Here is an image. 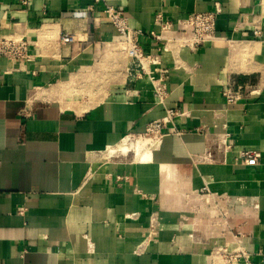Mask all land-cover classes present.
<instances>
[{
	"label": "crops",
	"instance_id": "1",
	"mask_svg": "<svg viewBox=\"0 0 264 264\" xmlns=\"http://www.w3.org/2000/svg\"><path fill=\"white\" fill-rule=\"evenodd\" d=\"M263 1L0 0V37L26 40L29 54L0 58V264H226L215 247L264 264ZM217 3L214 41L181 46L188 15ZM105 4L168 70L163 103L115 27L96 20ZM253 74L227 103V82ZM88 77L93 96L35 98ZM166 109L171 122L142 136Z\"/></svg>",
	"mask_w": 264,
	"mask_h": 264
},
{
	"label": "built area",
	"instance_id": "2",
	"mask_svg": "<svg viewBox=\"0 0 264 264\" xmlns=\"http://www.w3.org/2000/svg\"><path fill=\"white\" fill-rule=\"evenodd\" d=\"M25 3V2H23ZM220 12L219 4L211 11L192 12L185 19V23L191 28V35L180 40V45L194 49L214 41L216 33V18ZM162 15L156 14L155 20H160ZM101 23H107L115 27L117 32L121 35V45L129 58L137 62L140 73L137 71V76L141 74L148 75L152 84V94L157 103H163L169 91L166 85V76L168 70L160 66L159 60L155 57L147 55L140 45L139 37L143 35L140 29H134L128 24V20L123 12L112 5L105 4L101 14L96 17ZM168 22H165L162 27L168 28ZM148 35L155 41H161L160 35L154 31L148 32ZM60 40L63 43L70 42L71 36L69 34H62ZM166 46V44H165ZM7 57L19 61H26L29 59L27 52V42L22 39H13L11 37H0V58ZM156 65L153 69H148V65ZM245 83H237L229 81L222 91L227 103H233L240 98L241 92ZM173 109H166V114L163 118L149 123L145 131L157 135L160 130L176 115ZM176 131L175 128H171ZM178 133V132H176ZM260 154L258 152H243L242 157L244 163L247 165H255L258 162ZM154 220L151 219L150 227H154ZM215 258H223L226 264H253L249 254L242 249H230L227 247H215L212 251ZM264 258V256H263ZM264 260V259H263Z\"/></svg>",
	"mask_w": 264,
	"mask_h": 264
},
{
	"label": "bare ground",
	"instance_id": "3",
	"mask_svg": "<svg viewBox=\"0 0 264 264\" xmlns=\"http://www.w3.org/2000/svg\"><path fill=\"white\" fill-rule=\"evenodd\" d=\"M263 4H264V1H263ZM54 38L55 37H50L48 40H53ZM122 50H123V48H122ZM125 55H127V54L125 53ZM100 67H102V66H100ZM251 70H253V69L243 67V69H241V72L249 73ZM94 84L97 85V80L94 77H92V78L88 77L86 79H78V80L74 79V80H71V81H68V82H58V83H56V85H53L50 88L48 96H44L43 94L39 93V95L38 96L36 95L35 98L42 99V100H48L50 98H53L52 94L55 93V92H59L62 95H64L65 93L69 92L70 95L79 94V95H83V96H93L95 94L96 90H97ZM98 99H100V98H98ZM69 106L71 108H75L73 105H69ZM145 144H146L145 141H142V140L139 139L138 146H136L137 151H142L144 155L147 154V149L145 148Z\"/></svg>",
	"mask_w": 264,
	"mask_h": 264
},
{
	"label": "rangeland",
	"instance_id": "4",
	"mask_svg": "<svg viewBox=\"0 0 264 264\" xmlns=\"http://www.w3.org/2000/svg\"><path fill=\"white\" fill-rule=\"evenodd\" d=\"M126 53V52H125ZM126 57L127 58H129L128 57V55H126ZM258 76V75H257ZM240 78V77H239ZM239 80L237 79V82H238ZM240 83H246L247 85H253L254 83H257V78H256V74H253V75H249L247 78H245V79H243L242 77L240 78V81H239ZM238 82V83H239ZM79 95V94H78ZM142 136H154L155 134L153 133V134H151V132L149 133V132H146L145 130H144V132H142V134H141ZM129 154H133L131 151L129 152Z\"/></svg>",
	"mask_w": 264,
	"mask_h": 264
}]
</instances>
